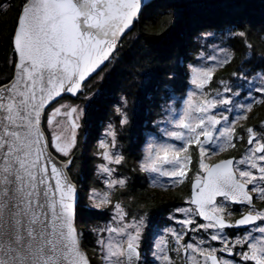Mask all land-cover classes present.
Returning <instances> with one entry per match:
<instances>
[{"label":"snow or ice","instance_id":"6c2138e0","mask_svg":"<svg viewBox=\"0 0 264 264\" xmlns=\"http://www.w3.org/2000/svg\"><path fill=\"white\" fill-rule=\"evenodd\" d=\"M141 4L22 0L18 6L8 37L11 71L0 78V264H91L82 248L83 233L76 227L78 186L69 174L83 109L52 105L65 94L77 96L86 80L115 57ZM6 7L0 4V9ZM228 35L240 37L252 55L249 32L229 30ZM213 53H200L206 63L191 69L192 83L203 98L196 101L197 93L191 92L179 112L167 110L165 120L157 122L165 124L161 137L149 141L139 167L155 174L154 186H162L156 178L160 176L172 178L173 185L183 183L193 163L190 148L198 152L191 194L185 206L170 215L179 229L165 230L175 240L171 251L182 250L187 264H264V126L257 130L240 125L244 134L237 131V121L248 119L252 103L236 106L235 120L213 114L219 106L233 104L232 88L225 81L220 82L222 93L204 92L217 68L232 59L223 47ZM233 76L247 80L242 74ZM258 78L260 86L249 89V99L253 91L264 95V73ZM126 106L122 98L114 110L120 128L129 123ZM62 122L67 127L58 132ZM117 137V125L109 124L96 153L105 190L90 189L87 207L113 213L108 226L93 230L103 264H145L144 218L129 222V213L112 198L114 190L128 182L118 173L126 158L117 149ZM237 140L248 146L242 157L206 162L210 155L235 148ZM237 205L239 216L234 215ZM152 255L159 264H174L164 239L155 244Z\"/></svg>","mask_w":264,"mask_h":264},{"label":"trees","instance_id":"16d2710c","mask_svg":"<svg viewBox=\"0 0 264 264\" xmlns=\"http://www.w3.org/2000/svg\"><path fill=\"white\" fill-rule=\"evenodd\" d=\"M6 1L9 2V9H0V78L2 74L11 71L8 62L12 53L8 37L14 27L18 6L22 2L0 0V4ZM229 30L249 32V40L254 45L251 56L243 40L236 36L230 37ZM209 33L226 36L227 41L223 45L228 46L232 52L231 61L214 73L212 85H216L219 80L233 78V73L249 76L257 71L264 72V59L261 58L264 55V0H154L148 3L134 28L123 39L115 57L102 70L107 71L100 82L101 90L83 120L79 150L73 160V165H77L78 169L71 176L78 185L82 184L81 187L84 185L86 188L90 185H101L95 176V162L98 159L94 155L95 149L87 148V139L82 140L83 135L87 132L90 136L100 133L103 122L113 115L118 95L125 93L132 102L128 108L129 123L120 133V137L127 144L126 159L130 162L134 155L133 139L136 134H143L145 128L156 130L154 121L161 115L163 96L172 92L179 98L177 107L183 104L192 87L190 65H197L202 61L199 53L203 38ZM246 93L247 90H244L241 95ZM258 95L261 96L260 93ZM261 101H264V95L254 103L248 115L250 121L247 119L243 124L245 127L249 126V122L250 126L258 127L264 121V102ZM126 130L129 135H122ZM238 130L243 133L240 127ZM155 132L161 137L159 130ZM237 142L241 150H231L227 156L238 157L241 154L244 143L239 140ZM141 157L137 158V162ZM195 167L197 166L193 158L191 177ZM120 169L125 174H131L133 178L128 190L123 191L120 188V198L116 196L119 193V189L117 190L115 199H123L131 214L145 211L149 224L144 232L146 242L141 244V250H149L154 229H161L172 223L169 213L173 208L184 204L185 195V198L190 196L191 177L175 190L167 191L151 186L147 176L138 167L134 170L132 165L124 164ZM127 195H131L132 199L126 197V201L124 197ZM82 198L81 194L77 206V225L84 233L82 243L87 250L90 247L97 250L90 227L100 221L109 220L110 214L109 211L90 210ZM172 246L171 244V249ZM90 258L92 263H99L91 255Z\"/></svg>","mask_w":264,"mask_h":264},{"label":"rangeland","instance_id":"374dc122","mask_svg":"<svg viewBox=\"0 0 264 264\" xmlns=\"http://www.w3.org/2000/svg\"><path fill=\"white\" fill-rule=\"evenodd\" d=\"M3 4H7V7L6 9L8 8L9 9V2H4ZM5 9V8H4ZM7 9V10H8ZM7 10H4L5 12ZM4 12V13H5ZM227 41V37L226 36H219V35H214V34H211V35H206L204 36L203 38V42H202V50L200 53H204L206 55H213V49L214 48H217V47H223L225 49H227V51L231 54V49L226 46V45H223L224 42ZM199 53V54H200ZM204 63H206L205 61H201L200 63H198L197 65H190V68L192 69L193 67H199L201 65H203ZM221 68V67H220ZM219 68H217L218 70ZM216 70V71H217ZM107 71V70H106ZM106 71H101L96 77H94V79H92L87 85L86 87H84V90L83 92L76 98H64L62 100H60L57 104H55L54 106L52 107H56L58 106V104H64V103H68V104H71V105H75V106H78L79 108L83 109V113L82 115L80 116V119H79V124H80V127L77 131V141H78V146L77 148L74 150V152L77 153V150H79V144H80V140H81V129H82V126H83V120L87 114V111L91 105V103L93 102V100L95 99V97L98 96V94L100 93V82L103 80L105 74H106ZM215 71V72H216ZM259 73H264L263 71H257V72H254L252 73V75H249V76H246L244 73H239V74H242L244 77L247 78V80H244V79H237L235 76L233 78H229V79H222V80H219L217 81V84L216 85H212V81L205 86V89H204V92L207 93L209 96L216 93V92H220L222 93L223 92V88L220 84L221 81H225L228 85L231 86L232 88V93H233V104L231 106H224V105H221L219 106L217 109L213 110V114L219 116V115H228L229 116V119L230 120H235L237 115H238V108L236 106H238L239 104L241 103H252V109H253V105L255 102H257L258 100H260L262 98L263 95L259 96L257 92L253 91L251 92V97L252 99H249V89L250 88H254V87H259L260 86V81H259V78H258V74ZM194 77V73L192 72V79ZM256 77V79L254 80L253 78ZM214 79V78H213ZM143 81V80H142ZM248 81H251L252 83H248ZM244 90H247V93L245 95H241V93L244 91ZM191 92H196L197 95L193 97L194 100L196 101H199L200 99H202L203 97L200 95V90H198L196 88V85H194L192 83V87L191 89L189 90V93ZM239 92L240 95L239 96H235L234 94ZM188 93V95H189ZM187 95V97H188ZM88 97H91V99H88ZM186 97V98H187ZM122 98L126 99L127 100V106L125 108V111L127 112L128 114V119H129V111H128V108L132 102V100L125 94V93H120L118 95V99L115 103V108L117 106H121L122 105ZM185 98V99H186ZM185 99L183 100V104L180 106V107H177V101L179 100L178 96L175 95L174 93H170V95H164L163 96V102H162V108H161V115L155 119L154 121V126H156V130H159L160 132L159 133H162V130L163 128L165 127V124L163 123H160L159 126H157V122H161V121H164L165 120V117L168 115V109L169 108H174L176 109L177 112H179L183 107H184V102H185ZM226 107H232L233 108V111L232 112H228L225 110ZM114 108V110H115ZM49 110V109H48ZM52 109L50 108L49 112L51 111ZM251 112V111H250ZM250 112L247 113V116L250 114ZM247 120V119H246ZM246 120L244 119H239L237 121V124H236V127H237V131L239 132V127L240 125H243ZM109 124H114V125H117V133H118V137H117V149L118 151H120L124 156L125 158L127 157L126 155V152H125V148L127 147V144L125 141L121 140L122 137H120V133L126 129V126L123 127V128H120L118 126V119L115 115V111H113V115L111 116V118L107 121H104L103 124H102V129L100 131V133L96 134V135H92L90 136L87 133H85L82 137V140H86V146L87 148H94V155H96L97 151H98V143L100 140L104 139V133L108 127ZM262 126H264V121H261L258 125V127H255V126H251V127H254L256 128L257 130H259ZM67 127V124L66 122H62L61 123V127L57 128L56 130L58 132H61L64 130V128ZM219 127V126H217ZM156 130H152V129H149V128H145L143 130V134L140 133V134H136L135 138L133 139V157L131 158L130 162L127 161L126 159V163L127 165H132V168L135 170L137 167L139 168L140 170V162L144 159L145 157V148L147 146V144L149 143L150 140H153V139H159L160 137L158 136L159 134H157L155 131ZM129 135L127 134V130L124 131V133L122 135ZM241 135H243L244 133H240ZM144 140V142H143ZM238 141V140H237ZM236 141V147L235 148H228L224 151H219L217 154H214V155H210L208 157H206V162L207 163H212L213 161H216V160H219L221 158H224L225 156H227L226 154L231 151V150H235V151H238V149L240 148V145H239V142ZM174 143H176L177 145L180 144L179 141H173ZM143 143V145H142ZM143 147V148H142ZM247 144L244 143V149H242L241 151V154L236 158L239 159L240 157H242L244 154H245V151L247 149ZM241 150V149H239ZM144 152V154H143ZM190 152H192L193 154V158L195 159V162H196V166H197V156H198V152L194 151V149H191L190 148ZM143 154V155H142ZM142 155V157H141ZM138 157H141L138 162H137V158ZM97 160L95 162V176L98 178V180H100L101 182V185H90L88 186L87 188L84 187V185L81 187L82 184H79L81 187V194H82V197L85 199V202L87 205H89L90 201H89V191L90 189H97L99 191H103L105 190V185H104V177L100 174L97 173V170H96V167L99 163H101V159L97 156ZM73 165V164H72ZM70 167V174H75V172H77V169H78V166L77 165H73ZM121 169L119 168L118 169V173L119 175L123 176V177H127V186L125 188H122L123 191L125 190H128L131 186V182H132V176L131 174H125L123 173L122 171H120ZM192 170V169H191ZM195 170H196V167H195ZM142 172V171H141ZM195 172V171H194ZM193 172V174H194ZM148 180H149V183L151 184V186L157 188V189H161V190H167V191H171V190H175L176 188H178V186L180 184H184L185 182L189 181V178L191 177V171L189 172V178L188 179H185L183 183H177L175 185H173V180L172 178H169V177H163V176H160V177H156L157 180H158V183L159 185H162V186H154L153 183H152V179L153 177L155 176V174H150V173H147V172H143ZM192 174V175H193ZM81 178L82 175H81ZM118 189H115L114 192H113V202H120L122 204V206H124L125 210L129 213L128 217H127V220L129 222L132 221L133 218H136V219H139L141 217L144 218V229H143V233L145 232L146 228L148 227V224H149V220H148V217H147V214L144 212H136L137 214H131L130 211L125 207L124 203H123V199H115V195H116V192H117ZM119 189V193L118 196L120 198V194H121V191ZM126 197L130 198V200L132 199V196L131 195H127L125 196V200L127 201ZM186 197V195H185ZM184 197V199H185ZM82 198V199H83ZM125 202V201H124ZM182 206H185V204L183 205H180L178 207H182ZM177 208V207H176ZM176 208H173L171 210V212L169 213V217L171 214H174V210ZM109 214H110V219L107 220V221H100L96 224H93L91 225V230H92V233H93V237L95 238V242L97 240V234L95 231H93L94 229H99V228H104L106 226H108L110 223H111V219H112V215L113 213L111 211H109ZM168 228H176V224L174 222L170 223V224H167L165 226H163L161 229L160 228H156L154 229L153 233H152V236H151V246H150V249H144L147 250L145 252L142 253L143 257H144V260H145V264H159V262H157L154 258H153V251H155V244L157 242H159L161 239H164L165 242H166V250L170 252L171 254V248L169 246V243L171 244V240H170V234L166 233V229ZM178 229V228H177ZM82 232V230H80ZM83 233V232H82ZM83 239H84V233H83ZM82 239V240H83ZM172 248L175 246V244H172ZM218 247V245H217ZM173 253L171 254L172 256V259L174 261V264H178L179 262H184L183 258H182V250L181 252L177 253L175 251H172ZM88 253H89V256L91 255L93 257V259H95L96 261H98L99 263L98 264H102V259H101V255H100V252L97 248L96 249H93V248H89L88 249ZM94 264V263H93ZM96 264V263H95ZM187 264V262H186Z\"/></svg>","mask_w":264,"mask_h":264},{"label":"water","instance_id":"95a60500","mask_svg":"<svg viewBox=\"0 0 264 264\" xmlns=\"http://www.w3.org/2000/svg\"><path fill=\"white\" fill-rule=\"evenodd\" d=\"M152 1H154V0H142V4H141V10H140V13H139V17H138V19L140 18V16H141V13H142V11H143V9H144V7L148 4V3H150V2H152ZM137 19V20H138ZM137 20H136V22H137ZM135 22V23H136ZM134 26H135V24H134ZM134 26L131 28V30L134 28ZM130 32V31H129ZM128 32V33H129ZM127 33V34H128ZM124 38H125V36H124ZM123 38V39H124ZM123 41V40H122ZM122 41H121V43H122ZM110 62V61H109ZM109 62H106L104 65H102L98 70H97V72L96 73H94L90 78H88L87 80H86V82H85V84L90 80V79H92L94 76H96L98 73H100L108 64H109ZM85 84H84V86H85ZM84 86H83V90H84ZM83 92V91H82ZM82 92H80L77 96H71V95H68V94H65L64 96H63V98L64 97H67V96H70V97H72V98H76V97H78ZM74 155H72V159L74 160ZM232 157H235L236 158V156L235 155H230V156H226V157H224V158H221V159H219V160H216V161H213L212 163H215V162H218V161H220V160H223V159H227V158H232ZM71 167V166H70ZM69 174H70V172H69ZM70 176H71V174H70ZM71 178H72V176H71ZM73 179V178H72ZM73 182L74 183H76L77 184V186H78V199H77V206H78V203H79V200H80V197H81V190H80V187H79V185H78V183L73 179ZM76 227H77V229L79 230V228H78V225H77V215H76ZM82 248H83V250H84V252L88 255V257H89V259H90V261H91V264H93L92 263V260H91V258H90V256H89V253H88V250H87V248H85L84 246H83V243H82Z\"/></svg>","mask_w":264,"mask_h":264},{"label":"flooded vegetation","instance_id":"af4514ba","mask_svg":"<svg viewBox=\"0 0 264 264\" xmlns=\"http://www.w3.org/2000/svg\"><path fill=\"white\" fill-rule=\"evenodd\" d=\"M248 121H250L249 118H248ZM249 126H250V122H249ZM73 155L76 156L77 153H76V152H73ZM228 156H230V155H228ZM235 156H236V155H235ZM225 157H226V156H225ZM74 159H75V158H74ZM72 164H74V163H72ZM72 166H73V165H72ZM190 186H191V184H190ZM190 194H191V191H190ZM256 204H257V207H259V206H260V201L257 200V201H256ZM239 214H240V206L237 205V206H235V212H234V215H235V216H239ZM201 222H203V221H201ZM176 228L179 229V225L176 224ZM231 231H232V230H229V234H231ZM186 239H187V238H186ZM170 240H171V244H175V240H174L171 236H170ZM171 244L169 243V246H171ZM182 258H183V260H184V263L186 264V261H185V259H184L183 251H182Z\"/></svg>","mask_w":264,"mask_h":264}]
</instances>
